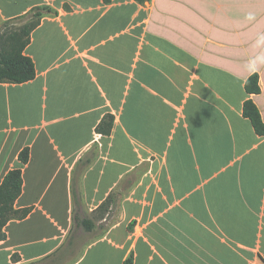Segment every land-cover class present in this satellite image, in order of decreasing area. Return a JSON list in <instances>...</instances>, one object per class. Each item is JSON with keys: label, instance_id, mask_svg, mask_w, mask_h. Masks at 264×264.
I'll list each match as a JSON object with an SVG mask.
<instances>
[{"label": "crops", "instance_id": "0c3cea01", "mask_svg": "<svg viewBox=\"0 0 264 264\" xmlns=\"http://www.w3.org/2000/svg\"><path fill=\"white\" fill-rule=\"evenodd\" d=\"M35 9L36 77L0 83V186L21 169L31 209L0 264H264V136L243 116L251 99L264 122V0H0V23Z\"/></svg>", "mask_w": 264, "mask_h": 264}, {"label": "trees", "instance_id": "16d2710c", "mask_svg": "<svg viewBox=\"0 0 264 264\" xmlns=\"http://www.w3.org/2000/svg\"><path fill=\"white\" fill-rule=\"evenodd\" d=\"M144 4L149 0H136ZM44 10L35 9L29 15L21 19L28 20L19 29L14 31H4L0 34V83L24 84L32 81L36 77V69L33 60L24 54L26 47L31 42V33L39 25ZM10 22H7L8 24ZM245 91L248 95H258L261 93L258 74H253L245 82ZM243 116L249 119L256 134L264 136V122L261 114L254 102L249 99L243 105ZM114 117L106 116L96 128L97 134L109 136L112 132ZM20 162L25 165L30 160V150L24 149L19 155ZM23 190L22 170L10 171L4 178L0 186V242L5 241L7 236L4 228L7 223L15 217H26L31 209L19 211L14 209L15 201L21 196ZM111 197L109 198V200ZM107 200V202H109ZM106 203L103 204L104 207ZM91 229V224L86 227Z\"/></svg>", "mask_w": 264, "mask_h": 264}, {"label": "rangeland", "instance_id": "374dc122", "mask_svg": "<svg viewBox=\"0 0 264 264\" xmlns=\"http://www.w3.org/2000/svg\"><path fill=\"white\" fill-rule=\"evenodd\" d=\"M22 26V22L20 20H15V21H12L11 23H0V34L3 33L4 31H14V30H17L19 29L20 27ZM100 231H97L96 233H99ZM95 233V234H96ZM90 236H83V235H79V238H78V242L76 244V248L74 250H76V253H74V257L75 255L78 253V251L81 249L80 247L86 242L88 241V238Z\"/></svg>", "mask_w": 264, "mask_h": 264}]
</instances>
